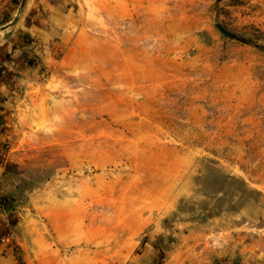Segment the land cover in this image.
I'll return each instance as SVG.
<instances>
[{"label":"rangeland","instance_id":"374dc122","mask_svg":"<svg viewBox=\"0 0 264 264\" xmlns=\"http://www.w3.org/2000/svg\"><path fill=\"white\" fill-rule=\"evenodd\" d=\"M79 5L6 142L0 199L24 264L264 245V0Z\"/></svg>","mask_w":264,"mask_h":264},{"label":"crops","instance_id":"0c3cea01","mask_svg":"<svg viewBox=\"0 0 264 264\" xmlns=\"http://www.w3.org/2000/svg\"><path fill=\"white\" fill-rule=\"evenodd\" d=\"M80 0H0V133L2 142L14 139L15 129L30 103L42 90L41 69L50 68L73 43L81 26ZM23 4V7L21 5ZM12 25L9 24L14 20ZM6 29L1 30V28ZM9 155L0 144V178ZM14 216L0 211V234L13 228ZM16 243L18 244L19 242ZM19 247V244H18ZM19 251L20 247H19ZM211 251V252H210ZM0 264H24L7 245L0 244ZM175 264H264V245L230 244L205 249L198 261L183 257Z\"/></svg>","mask_w":264,"mask_h":264},{"label":"built area","instance_id":"2783aa9c","mask_svg":"<svg viewBox=\"0 0 264 264\" xmlns=\"http://www.w3.org/2000/svg\"><path fill=\"white\" fill-rule=\"evenodd\" d=\"M0 128H1V124H0ZM0 144L2 145L3 151H6L7 144L5 142H2L1 133H0ZM0 244H4L10 247L17 258L21 257L19 247L18 244L16 243V238L12 228H7L4 233L0 234Z\"/></svg>","mask_w":264,"mask_h":264},{"label":"water","instance_id":"95a60500","mask_svg":"<svg viewBox=\"0 0 264 264\" xmlns=\"http://www.w3.org/2000/svg\"><path fill=\"white\" fill-rule=\"evenodd\" d=\"M24 2H25V0H23V3H24ZM21 7H23V4L21 5ZM16 21H17V19H14V20L9 24V26H12ZM216 27L218 28V30H219L221 33H223V34H225V35H227V36H229V37L235 38V36H233L230 32H228L227 30H225L220 24H216ZM4 29H6V27L1 28V30H4ZM0 211H3V212H4V211H6V210L0 207Z\"/></svg>","mask_w":264,"mask_h":264},{"label":"trees","instance_id":"16d2710c","mask_svg":"<svg viewBox=\"0 0 264 264\" xmlns=\"http://www.w3.org/2000/svg\"><path fill=\"white\" fill-rule=\"evenodd\" d=\"M6 170H7V167H6ZM0 207L3 208V209H5L7 211V209H8V202H7L6 199H4V198H1L0 199Z\"/></svg>","mask_w":264,"mask_h":264}]
</instances>
